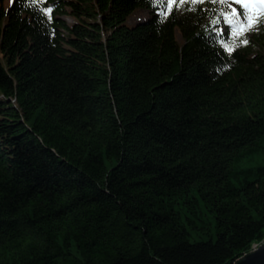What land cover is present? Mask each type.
I'll return each instance as SVG.
<instances>
[{"label": "trees", "instance_id": "trees-1", "mask_svg": "<svg viewBox=\"0 0 264 264\" xmlns=\"http://www.w3.org/2000/svg\"><path fill=\"white\" fill-rule=\"evenodd\" d=\"M222 9L0 0V264H231L264 239V19L229 54Z\"/></svg>", "mask_w": 264, "mask_h": 264}, {"label": "snow or ice", "instance_id": "snow-or-ice-1", "mask_svg": "<svg viewBox=\"0 0 264 264\" xmlns=\"http://www.w3.org/2000/svg\"><path fill=\"white\" fill-rule=\"evenodd\" d=\"M185 2L186 0H178V3L176 0H157L158 4L164 5L167 8V11L162 13L165 16L171 13L174 3L176 7H180ZM198 2H203V0H191L192 4ZM213 2H219L223 5V9H227V11L222 9L221 16L223 22L229 26L231 39L227 42L222 40L221 43L222 47L231 54L239 44H248L247 39L241 40L239 44H237L239 37L251 31L262 19H264V0H213ZM235 5H239L240 10H238ZM45 11L50 16L51 9L47 8ZM220 22L219 19L212 21L213 24H219ZM224 31V29H219L217 35H224Z\"/></svg>", "mask_w": 264, "mask_h": 264}, {"label": "water", "instance_id": "water-1", "mask_svg": "<svg viewBox=\"0 0 264 264\" xmlns=\"http://www.w3.org/2000/svg\"><path fill=\"white\" fill-rule=\"evenodd\" d=\"M231 264H264V239L236 257Z\"/></svg>", "mask_w": 264, "mask_h": 264}, {"label": "rangeland", "instance_id": "rangeland-1", "mask_svg": "<svg viewBox=\"0 0 264 264\" xmlns=\"http://www.w3.org/2000/svg\"><path fill=\"white\" fill-rule=\"evenodd\" d=\"M235 7H237V9L240 10V9H239V5H235ZM146 15H147V12H146L144 9L137 10V11H135V12L132 14V16H131V18H130V21L132 22V21H134V20H139V19H141V18H144ZM66 18L68 19V21L71 20L69 17H66ZM255 244H256V243H255ZM255 244H253V246H254Z\"/></svg>", "mask_w": 264, "mask_h": 264}]
</instances>
